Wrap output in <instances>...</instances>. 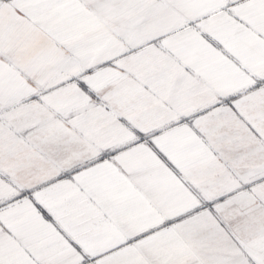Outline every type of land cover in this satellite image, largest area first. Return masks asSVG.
Returning <instances> with one entry per match:
<instances>
[{"label":"snow or ice","instance_id":"1","mask_svg":"<svg viewBox=\"0 0 264 264\" xmlns=\"http://www.w3.org/2000/svg\"><path fill=\"white\" fill-rule=\"evenodd\" d=\"M0 264H264V0H0Z\"/></svg>","mask_w":264,"mask_h":264}]
</instances>
